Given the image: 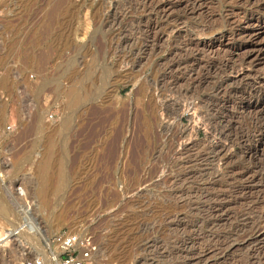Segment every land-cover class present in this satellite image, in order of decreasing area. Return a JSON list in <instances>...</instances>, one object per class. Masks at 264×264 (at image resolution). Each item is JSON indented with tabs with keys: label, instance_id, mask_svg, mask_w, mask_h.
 Instances as JSON below:
<instances>
[{
	"label": "rangeland",
	"instance_id": "obj_1",
	"mask_svg": "<svg viewBox=\"0 0 264 264\" xmlns=\"http://www.w3.org/2000/svg\"><path fill=\"white\" fill-rule=\"evenodd\" d=\"M64 231L94 264H264V0H0V264Z\"/></svg>",
	"mask_w": 264,
	"mask_h": 264
},
{
	"label": "built area",
	"instance_id": "obj_2",
	"mask_svg": "<svg viewBox=\"0 0 264 264\" xmlns=\"http://www.w3.org/2000/svg\"><path fill=\"white\" fill-rule=\"evenodd\" d=\"M60 115L58 107L46 114L48 121ZM47 258L39 256L26 260L23 264H94L95 242L85 233L78 231L58 232L44 241Z\"/></svg>",
	"mask_w": 264,
	"mask_h": 264
},
{
	"label": "bare ground",
	"instance_id": "obj_3",
	"mask_svg": "<svg viewBox=\"0 0 264 264\" xmlns=\"http://www.w3.org/2000/svg\"><path fill=\"white\" fill-rule=\"evenodd\" d=\"M186 49V48H185ZM203 49V48H202ZM169 65V64H168ZM167 67V66H166ZM173 68V67H172ZM171 71V70H170ZM189 75V74H188ZM84 79V78H83ZM80 81V80H79ZM82 81V80H81ZM164 81V80H163ZM176 82V81H175ZM75 85V84H74ZM80 85V84H79ZM82 86V85H81ZM80 86V88H81ZM74 87V88H73ZM72 88H68V90H66V94H67V97H68V102L66 103V107L65 109L68 110L66 115L64 116V118L62 119V125H60V129L54 131V132H51L49 134H47V137L48 138H51L55 136V134L60 135V136H64V134H66V131L69 129L70 127V124H71V121H72V117H71V113H72V109L75 107H81L83 105V103L85 102V100H87L88 98H86L87 96H85V90H83L84 88L80 89L79 86L78 88H75L76 86H73ZM150 87V86H149ZM141 88V87H140ZM84 91V92H83ZM187 98V97H186ZM88 101V100H87ZM66 102V101H65ZM189 102V101H188ZM178 105V104H177ZM175 104V106H177ZM188 105V104H187ZM189 106V105H188ZM126 107V106H125ZM201 108V107H200ZM124 107L123 106H120L119 109L117 110H113V109H110V111H108V109H105V114H106V117L107 118H116L117 115L120 114V121L123 120V115H124ZM97 110V109H96ZM185 111V110H184ZM99 111L97 110L96 111V114L98 113ZM183 112V111H182ZM94 113H95V109H94ZM103 111L100 112L99 114L102 115L100 117V119H102L103 117H105ZM117 114V115H116ZM143 114V113H142ZM162 115V114H161ZM143 119V118H142ZM145 119V118H144ZM111 120V119H110ZM146 120V119H145ZM117 121V119H116ZM143 122V121H142ZM147 123V122H146ZM40 124V123H39ZM38 124V125H39ZM113 124V123H112ZM140 124V123H139ZM144 124V122H143ZM146 125V124H145ZM148 125V123H147ZM150 127V126H149ZM249 129V128H248ZM119 130V129H118ZM42 131V130H41ZM119 132V131H118ZM68 133V132H67ZM59 136V137H60ZM56 137V136H55ZM51 139H49V141H51ZM54 140V138H53ZM53 143V141H52ZM51 144V142H50ZM54 144V143H53ZM52 150V148H50ZM46 160V159H45ZM47 161V160H46ZM46 161L42 160L38 163V167L42 169H48V167H46ZM49 162V161H48ZM49 164V163H48ZM49 166V165H48ZM42 172H46V171H43ZM41 172V173H42ZM46 176V175H45ZM5 238L1 239L4 240ZM45 255H47L46 253H44ZM44 256V255H43ZM45 258H47V256H45Z\"/></svg>",
	"mask_w": 264,
	"mask_h": 264
}]
</instances>
